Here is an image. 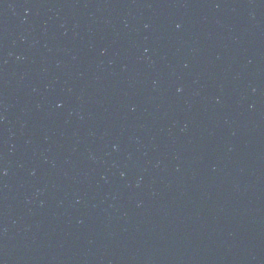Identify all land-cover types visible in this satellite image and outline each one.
Returning a JSON list of instances; mask_svg holds the SVG:
<instances>
[{"label":"water","instance_id":"water-1","mask_svg":"<svg viewBox=\"0 0 264 264\" xmlns=\"http://www.w3.org/2000/svg\"><path fill=\"white\" fill-rule=\"evenodd\" d=\"M0 264H264V0H0Z\"/></svg>","mask_w":264,"mask_h":264}]
</instances>
